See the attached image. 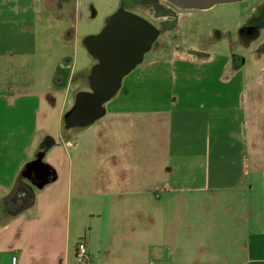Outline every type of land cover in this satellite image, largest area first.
Listing matches in <instances>:
<instances>
[{
	"label": "crops",
	"instance_id": "0c3cea01",
	"mask_svg": "<svg viewBox=\"0 0 264 264\" xmlns=\"http://www.w3.org/2000/svg\"><path fill=\"white\" fill-rule=\"evenodd\" d=\"M96 1L0 0V264H78L81 240L91 264H264V139L231 44L151 49L101 118L65 126L97 61L79 31ZM39 155L42 187L23 174ZM19 183L34 200L11 212ZM228 204L239 222L216 215Z\"/></svg>",
	"mask_w": 264,
	"mask_h": 264
},
{
	"label": "rangeland",
	"instance_id": "374dc122",
	"mask_svg": "<svg viewBox=\"0 0 264 264\" xmlns=\"http://www.w3.org/2000/svg\"><path fill=\"white\" fill-rule=\"evenodd\" d=\"M112 2L115 7H111ZM119 7L137 12L161 27L160 35L152 47L153 53L159 54L183 43L204 46L212 55H228L227 44H231L233 54L240 55L245 62V89L249 91L247 132L254 130L252 135L264 139V0L217 4L205 10L181 9L167 0H98L95 7L88 8L86 19L79 23L80 34L84 37L98 33ZM166 14L167 19L164 17ZM153 55L147 52L145 56L149 58ZM252 157L249 152L251 163ZM258 163L264 168V161ZM257 192L255 198L258 202L264 201V186ZM216 215L239 222L240 208L228 204L227 208L218 210ZM213 241H221L222 246H225L223 238ZM205 257L201 256L200 259Z\"/></svg>",
	"mask_w": 264,
	"mask_h": 264
},
{
	"label": "water",
	"instance_id": "95a60500",
	"mask_svg": "<svg viewBox=\"0 0 264 264\" xmlns=\"http://www.w3.org/2000/svg\"><path fill=\"white\" fill-rule=\"evenodd\" d=\"M181 9L205 10L217 4L244 0H167ZM160 35V29L143 15L119 7L103 28L83 37V44L96 63L91 67L89 89L77 92L74 103L64 114L67 128H85L101 118L106 103L121 88L123 78L143 62ZM38 187L56 178L55 170L41 155L23 173Z\"/></svg>",
	"mask_w": 264,
	"mask_h": 264
},
{
	"label": "trees",
	"instance_id": "16d2710c",
	"mask_svg": "<svg viewBox=\"0 0 264 264\" xmlns=\"http://www.w3.org/2000/svg\"><path fill=\"white\" fill-rule=\"evenodd\" d=\"M33 200L32 190L24 183H19L6 200L7 208L11 212H18L31 205Z\"/></svg>",
	"mask_w": 264,
	"mask_h": 264
},
{
	"label": "built area",
	"instance_id": "2783aa9c",
	"mask_svg": "<svg viewBox=\"0 0 264 264\" xmlns=\"http://www.w3.org/2000/svg\"><path fill=\"white\" fill-rule=\"evenodd\" d=\"M75 252L78 264H91V258L85 240L79 241Z\"/></svg>",
	"mask_w": 264,
	"mask_h": 264
},
{
	"label": "flooded vegetation",
	"instance_id": "af4514ba",
	"mask_svg": "<svg viewBox=\"0 0 264 264\" xmlns=\"http://www.w3.org/2000/svg\"><path fill=\"white\" fill-rule=\"evenodd\" d=\"M164 17H165V19H167L168 14H166ZM149 20H150V19H149ZM151 21H152V20H151ZM152 22H153V21H152ZM153 23H154V22H153ZM154 24H155V23H154ZM155 25H156V24H155ZM156 26H157V25H156ZM157 27H158V26H157ZM252 27H253V26H252ZM158 28L161 30V27H158ZM156 41H157V40H156ZM156 41H155V42H156ZM155 42H154V43H155ZM153 45H154V44H153ZM152 47H153V46H152Z\"/></svg>",
	"mask_w": 264,
	"mask_h": 264
}]
</instances>
